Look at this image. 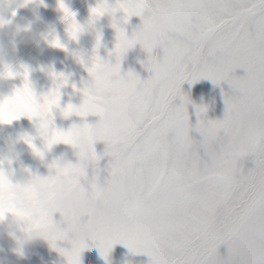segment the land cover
Wrapping results in <instances>:
<instances>
[{
  "label": "snow or ice",
  "instance_id": "1",
  "mask_svg": "<svg viewBox=\"0 0 264 264\" xmlns=\"http://www.w3.org/2000/svg\"><path fill=\"white\" fill-rule=\"evenodd\" d=\"M119 7L124 23L140 16L138 31L153 29L152 41H163V52L153 76L142 81L130 71L121 75V58L134 40L117 28V62L105 65L93 56L87 68L94 86L84 90L86 99L75 110L82 116L110 110L129 129L127 158L118 167L110 161L104 186L117 211L88 226L100 255L107 260L121 243L146 252L150 264H264V0H119ZM60 8L76 39L75 13L62 2ZM54 46L63 47L59 41ZM237 68L246 74L232 75ZM24 76L18 95H31L27 70ZM201 78L227 81L233 94H225L223 119L198 121L203 139L197 142L189 135L187 98L178 106L172 101L185 80ZM59 79L67 80L62 74ZM44 101L46 111L58 106L59 88ZM73 110L69 104L63 114ZM23 114L18 109L17 116ZM70 137V131H54L49 143L70 144ZM247 156L254 166L245 171ZM98 159L93 149L94 165ZM128 177L132 182L123 183ZM239 232L246 239L236 246ZM86 247L60 251L67 264H80Z\"/></svg>",
  "mask_w": 264,
  "mask_h": 264
},
{
  "label": "clouds",
  "instance_id": "2",
  "mask_svg": "<svg viewBox=\"0 0 264 264\" xmlns=\"http://www.w3.org/2000/svg\"><path fill=\"white\" fill-rule=\"evenodd\" d=\"M61 2L65 5L63 0H60L58 8L63 13V21L67 24L68 32L71 19L65 18V12L60 8ZM97 5L92 8H96ZM99 5L98 12L91 11V22L87 28L76 22L79 26L76 39L85 31H94V51L101 47L99 21L107 19L109 26L117 30L120 28L117 13L122 11L119 0L115 3L102 0ZM42 6L43 0H0V125H11L18 117V109H23V115L35 121L36 134L43 138L45 149L50 150L53 145L60 143L55 142L51 145L49 143L54 131H58L53 126L51 111L59 105L53 106L50 112L46 111L45 97L41 102L30 88L31 95L22 91L18 95V90H22L23 87L15 89L11 95L6 92L7 86L19 73L18 63L10 53L20 43L30 42L37 47L44 45L61 48L54 46L55 41L61 44L54 27L49 28L47 25L44 28L39 27L42 20L38 9ZM27 8L33 9L32 19L21 17L19 22L14 23L19 11ZM152 31L153 29L141 30L135 36L128 37L134 40L130 49L138 45L140 51L144 53L143 63L146 68H152L163 52V41L153 43ZM130 49L126 50L120 62ZM98 57L105 65L117 62V57L112 58V53L104 58ZM24 74L25 71L23 76ZM28 79L27 71V81ZM60 86L57 84L56 88ZM93 86L94 79L90 76V80L86 81L83 87L82 102L79 106H73L74 110L67 116L63 114L65 118L85 117L78 114L75 109H78L86 99L84 90ZM98 116L99 120L94 124L73 123L67 131H63L71 133L70 145L76 149L75 162L64 157L53 159L47 164V172L44 175H37L26 167H13L17 164V145L21 140L28 145L35 157L41 161L45 159V153L33 145L31 136L3 137L0 143V240L9 241V251L18 259L28 258L33 246L38 242L56 247L58 241H65L70 248L73 244L80 243L88 247V242L94 239L88 226L98 223L106 214L117 211L111 193L98 183L97 177L93 174L92 152L94 144L103 141L106 155L113 166L118 167L128 155L129 129L125 126L124 117L118 113L105 110ZM131 182V177L123 180L125 184ZM54 214H59L60 222L53 220ZM61 235L63 239L58 238ZM245 239L246 235L239 232L233 237L232 243L238 246ZM3 250L0 247V252ZM60 250L62 248L58 249ZM0 264H8V261L0 257Z\"/></svg>",
  "mask_w": 264,
  "mask_h": 264
},
{
  "label": "rangeland",
  "instance_id": "3",
  "mask_svg": "<svg viewBox=\"0 0 264 264\" xmlns=\"http://www.w3.org/2000/svg\"><path fill=\"white\" fill-rule=\"evenodd\" d=\"M59 2L60 0H43L44 6L38 9L42 20L39 27L44 28L46 25L49 28L54 27L63 47L55 48L44 45L37 47L30 42L20 43L10 53L12 58L18 63L19 73L7 86L6 92L11 95L15 89L24 86L23 73L25 70L29 73L27 81L29 88L41 102L43 97L47 96L50 91L56 90V85L60 84L59 107L52 109L51 117L56 130L67 131L73 123L94 124L99 120L98 115L92 114L82 118L75 116L65 118L63 109L69 104L79 106L82 102L83 87L85 82L90 80L87 68L91 67L93 56L98 55L104 58L109 53H112V58H114L115 53L113 50L116 44V30L109 26L107 19H101L99 21L101 47L94 51V31H85L76 40L70 38L67 32V24L63 21V13L58 8ZM63 2L71 12L75 13L76 22L87 28L91 22V8L101 3L102 0H63ZM109 2L115 3L117 0H109ZM148 14L147 10H145L143 15L146 18ZM32 15L33 9H21L15 17L14 23L19 22L21 17L30 20ZM123 17V11L117 13L116 18L120 21L118 27L123 28L125 34L131 37L142 26L141 17L133 15L128 18L127 23H124ZM143 61L144 53L140 51L138 45L134 46L125 54L121 62L120 74L124 75L130 71L134 75H138L142 81L153 76L154 70L146 68ZM53 74H56V78H54ZM61 74L67 78L66 82L59 79ZM245 74L244 68H237L232 75L244 76ZM225 94L229 96L233 94V90L227 81L214 84L210 79L201 78L195 83L185 80L180 86V92L177 93L172 103L174 106H178L184 103L181 99L182 96L187 98L185 107L189 117V124L191 125L189 135L195 141L199 142L203 139L201 133L195 127L198 121L204 120L207 122L208 120L224 118L226 111ZM198 109H205V111L200 112L198 116ZM9 136L16 138L31 136L33 145L45 153V159L43 161L39 160L28 145L21 140L17 145L18 160L17 164L13 166L14 168L26 167L37 175H44L47 172V164L53 159L64 157L73 163L75 162L76 149L70 144L60 142L53 145L50 150H46L43 138L36 134L35 121L27 115L18 116L11 125H0V143H2L3 137ZM93 148L97 157H99L94 165L93 174L97 175L98 183L101 186H105V181L110 171V158L105 155V144L103 141L96 142ZM253 166V158L251 156L245 157V171ZM53 220L60 222L59 214H54ZM90 243L94 242H88V244ZM0 247L4 249L0 252V257L5 258L8 264H27V261L31 264V262L36 260H40L36 264H67L66 257L58 249L67 250L70 245L65 241H58L56 247H52L45 242H38L33 246L26 259H18L9 251L10 244L7 239L0 240ZM88 248L81 252L80 264H150L151 262V257L146 252H133L121 243L113 246L107 260L100 255L98 247L95 246V248L89 250ZM219 251L221 254H226L227 245H221ZM56 260L59 262L56 263Z\"/></svg>",
  "mask_w": 264,
  "mask_h": 264
},
{
  "label": "crops",
  "instance_id": "4",
  "mask_svg": "<svg viewBox=\"0 0 264 264\" xmlns=\"http://www.w3.org/2000/svg\"><path fill=\"white\" fill-rule=\"evenodd\" d=\"M97 242V241H96ZM96 242H94V243H90V244H88V250L89 249H93V248H95V246H96ZM95 244V245H94ZM97 247V246H96ZM56 259H58L57 257H56ZM38 261H40V260H36L35 262H31V264H36V262H38ZM57 262H59L58 260H56V263ZM27 264H30L28 261H27Z\"/></svg>",
  "mask_w": 264,
  "mask_h": 264
}]
</instances>
